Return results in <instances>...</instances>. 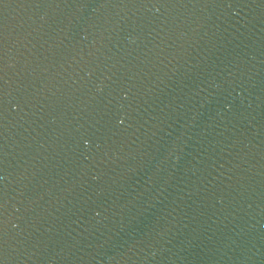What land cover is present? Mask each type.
Instances as JSON below:
<instances>
[{
  "label": "water",
  "instance_id": "95a60500",
  "mask_svg": "<svg viewBox=\"0 0 264 264\" xmlns=\"http://www.w3.org/2000/svg\"><path fill=\"white\" fill-rule=\"evenodd\" d=\"M264 232V0H0V264H250Z\"/></svg>",
  "mask_w": 264,
  "mask_h": 264
}]
</instances>
